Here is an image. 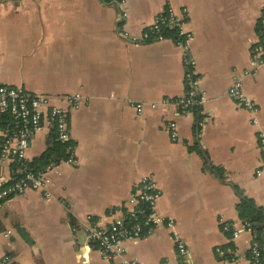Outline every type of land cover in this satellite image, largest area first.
<instances>
[{
	"label": "crops",
	"instance_id": "1",
	"mask_svg": "<svg viewBox=\"0 0 264 264\" xmlns=\"http://www.w3.org/2000/svg\"><path fill=\"white\" fill-rule=\"evenodd\" d=\"M125 1L120 25L129 36L119 33L117 6L108 0H0V84L82 96L69 120L75 162L61 161L49 172L51 197L27 189L2 204L0 257L13 264H104L92 229L107 227L110 211L151 176L160 193L157 211L174 219L188 264H250L247 231L232 242L237 259H224L216 248L229 243L223 224L242 222L241 197L264 209V176L256 175L264 65L249 71L264 0ZM166 5L187 15L206 96L199 111L182 113L174 103L185 91L181 47L170 37L135 40ZM236 79L258 107L257 124L228 94ZM170 121L177 125L174 140ZM50 133L34 135L26 160L45 151ZM12 168L0 160V184ZM123 245L129 260L178 264L165 225Z\"/></svg>",
	"mask_w": 264,
	"mask_h": 264
},
{
	"label": "built area",
	"instance_id": "2",
	"mask_svg": "<svg viewBox=\"0 0 264 264\" xmlns=\"http://www.w3.org/2000/svg\"><path fill=\"white\" fill-rule=\"evenodd\" d=\"M117 6L119 33L129 36L120 24L127 19L125 0H108ZM260 36L250 48V63L252 71H257L264 65V2L261 7L259 19ZM171 29L175 33L172 39L182 50V64L184 67L185 91L178 96L174 103L182 113H190L201 110L206 96L200 89V76L197 69V61L190 52V44L193 38L192 32L187 28V15L185 11H176L171 5H166L145 28L136 41H153L166 38L163 32ZM228 94L235 102L248 110L252 116L253 124H257L256 113L258 107L243 91L242 79H236L228 89ZM82 96L78 93L64 95H49L25 90L21 86L0 84V115L5 118L2 123L3 137L0 142V160L12 164V176L6 183L0 184V208L2 204L13 194H19L27 189L42 191L46 198L51 197L48 188L49 172L58 164L50 163L44 169L32 171L26 161L27 150L34 135L48 129L56 134L58 140L66 142L70 140L69 120L72 109L81 103ZM155 107V104L152 105ZM138 112L142 110V104L137 103ZM168 131L171 138L177 139V125L170 121ZM259 147L262 154V162L256 169L257 176H264V131H257ZM64 162L74 163L73 148ZM160 193L155 180L151 176H144L134 186L125 205L110 211V222L107 227L92 229L91 239L96 243L102 254L104 264H141L125 258L126 249L123 242L128 239H140L149 235L156 227L165 225L171 231V236L176 249L178 264H188L189 248L184 239L175 229V221L171 217L159 214L156 208ZM228 235V241L232 243L242 232L251 234L249 261L250 264H263L264 241L260 244L253 234L250 223L242 221L239 225L224 223L222 226ZM216 252L227 260H235L236 248L232 244L226 248L217 247ZM117 256H122L120 263L115 262ZM0 264H13L8 255L0 257ZM163 264H174L172 261H164Z\"/></svg>",
	"mask_w": 264,
	"mask_h": 264
},
{
	"label": "trees",
	"instance_id": "3",
	"mask_svg": "<svg viewBox=\"0 0 264 264\" xmlns=\"http://www.w3.org/2000/svg\"><path fill=\"white\" fill-rule=\"evenodd\" d=\"M165 37L174 39L176 36L174 31L167 29L163 32ZM5 118L2 117V123ZM74 143L72 140L62 142L57 139L56 134L52 131L49 135L47 148L39 156L34 157L31 160H26L28 168L32 171H39L44 169L50 163H60L68 158L70 149L73 148ZM239 216L242 221H247L253 229V234L257 241L261 244L264 241V209L255 205L252 199L249 197H241L237 205ZM232 245L228 243L223 248ZM264 264V260H263Z\"/></svg>",
	"mask_w": 264,
	"mask_h": 264
}]
</instances>
